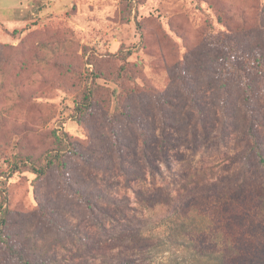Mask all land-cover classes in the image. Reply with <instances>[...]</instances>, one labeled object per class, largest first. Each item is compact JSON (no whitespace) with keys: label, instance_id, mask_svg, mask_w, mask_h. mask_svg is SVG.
Returning <instances> with one entry per match:
<instances>
[{"label":"rangeland","instance_id":"374dc122","mask_svg":"<svg viewBox=\"0 0 264 264\" xmlns=\"http://www.w3.org/2000/svg\"><path fill=\"white\" fill-rule=\"evenodd\" d=\"M258 153L264 0H0V214L29 263L264 264Z\"/></svg>","mask_w":264,"mask_h":264},{"label":"trees","instance_id":"16d2710c","mask_svg":"<svg viewBox=\"0 0 264 264\" xmlns=\"http://www.w3.org/2000/svg\"><path fill=\"white\" fill-rule=\"evenodd\" d=\"M244 84H246L247 86L246 88L248 90L246 99H249L252 95L251 93H252L253 84L249 82V79L248 81L245 80ZM93 102H94V93L92 90H89L85 93L84 98L81 102L80 101L76 102L75 111L77 115H79L81 112H84L85 110L90 109ZM67 140L68 139H65V141L62 144L63 146L61 148L57 149L56 151L51 150L47 152L44 158L45 160L44 165L37 166V165L30 164L31 169L37 174L38 178H41L47 175L55 165L63 164L64 157H66L72 151L69 149V144ZM258 155L260 157V161L261 162L263 161L264 163L263 155L261 153H258ZM24 166L29 167V164L25 160H20V163L15 165V169L19 170L21 167H24ZM226 191H228V193H234L235 195L241 194L239 199L240 200L244 199L243 192L241 191L229 192V189H227ZM81 197H84V196L82 195ZM234 198H236V196H234ZM6 205H8V198H6L5 202L3 201L1 204L0 245H2V247H4L8 251L9 254H11L12 256H16L22 264H31L23 255L19 254L17 250H15L14 246L12 245L9 235L7 234L6 226H7V215L9 211H8V206L6 207ZM186 226H188V224H185V223H180L178 225V227L182 230L185 229ZM120 236L121 237L119 240L121 242L118 247H122V248L124 246L128 249H144L147 247H152L154 246V244L156 245L157 243V241L154 238L143 236L140 230H132V232H130L128 235L121 234ZM223 263H224V259H222V264Z\"/></svg>","mask_w":264,"mask_h":264}]
</instances>
